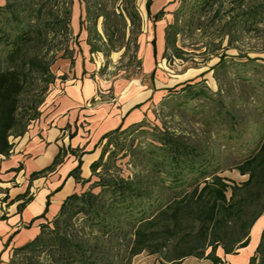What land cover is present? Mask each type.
<instances>
[{
    "label": "rangeland",
    "instance_id": "374dc122",
    "mask_svg": "<svg viewBox=\"0 0 264 264\" xmlns=\"http://www.w3.org/2000/svg\"><path fill=\"white\" fill-rule=\"evenodd\" d=\"M204 1L0 2V36L3 37L0 67L14 66L27 71L23 76L25 90L21 101L23 121L27 123L33 111L26 108L37 103L35 110L38 111L48 90L62 77V60H72L82 51L88 53L98 75L108 81V86L109 82L127 83L134 79H140L143 86H152L154 79L162 78L163 95L156 101H147V115L140 123L113 136L98 173L90 181L118 176L140 179L152 195L132 209L136 219L142 210L144 217L156 214L172 200L188 194L195 185L201 187L215 175L224 178L228 185L227 197L230 188L237 186L241 188L237 191L241 198L246 194L241 185L248 174H241L238 166L264 142V21L244 31L236 30L237 27L228 29L224 24L226 12H234L237 0L215 2L203 11L200 6ZM218 7L221 18L215 14ZM161 9L163 14L154 19L153 15ZM128 11H135L134 20ZM172 22L178 30L175 46L181 50L179 58L173 56L172 46L165 47V27ZM228 30L237 35L228 36ZM153 37L156 56L154 74L150 76V72L144 74L143 66ZM45 67L53 75L52 82H46L38 74ZM104 144L105 140L102 147ZM99 189L96 186L92 191L96 193ZM249 202L240 219L246 222L264 207V194L254 203ZM127 214L123 212L121 218ZM76 218L73 221L78 228L81 220ZM126 221L121 220L120 225L129 230ZM233 221L231 218L229 225L234 229L228 231L226 241L241 235ZM52 226L49 222L45 232ZM201 237L198 221L186 214L181 227L160 253L142 250L125 261L138 264L153 256L166 261V256L187 250L190 244L199 246L194 250L204 248L206 254L212 237ZM120 239L121 236H116L114 240L111 249L114 255ZM52 249L47 243L37 249L13 250L10 264H56ZM114 261L118 264L119 259L115 257Z\"/></svg>",
    "mask_w": 264,
    "mask_h": 264
},
{
    "label": "trees",
    "instance_id": "16d2710c",
    "mask_svg": "<svg viewBox=\"0 0 264 264\" xmlns=\"http://www.w3.org/2000/svg\"><path fill=\"white\" fill-rule=\"evenodd\" d=\"M223 1L205 0L200 7L204 11L206 8L212 7L215 2L222 4ZM250 1L237 0L234 12H226L227 20L224 24L229 27L228 29L237 27L236 30L244 31L252 29L258 22L264 21V1ZM148 5L149 1L146 6L148 7ZM220 9L218 7L215 10L217 16H219ZM163 12L161 9L154 14V19H159ZM128 14L134 20L135 11H128ZM174 23L165 27V47L172 46L173 56L179 58L181 50L175 46L178 30L175 29ZM198 23L201 25L200 18H198ZM226 34L233 37V35H237V32L230 33L228 30ZM23 38L24 36L20 40ZM2 41L3 37L0 36V42ZM151 44L153 54L156 56L155 37L151 39ZM38 74L41 75L40 78L44 76L43 79L46 82L53 81V75L47 67L44 71H39ZM25 75H27V71H24L23 68L0 67V154L5 156L9 154L12 147L9 136L13 133L21 134L27 125V122L23 121L24 114L21 111V101L25 90L23 76ZM36 106L37 103H32L26 108L27 111H33L29 120L38 115V111L35 110ZM132 126L134 125L123 129L118 127L104 134L101 140H105V144L101 148L98 159L90 165L91 176L89 178L84 179L80 176L81 159H78L76 167L70 171L69 175L73 176L76 182L89 183L88 187L78 192H72L63 200L57 215L51 221L53 226L48 232H45L48 224H41L40 232L36 237L30 242L16 247L14 251L37 249L50 243L53 247L52 256L56 264H116L115 257L119 259L118 264H127L125 259L127 260L142 250H148L149 253H160L168 239L179 230L182 218L186 214L198 221L202 239L212 237L209 240L210 251L204 254V248L194 250L199 246L190 244L187 250L171 257L166 256V261L162 260L161 264H167L166 262L174 264L188 256L207 258L214 264H218L221 262L216 255L218 245L225 253H232L235 252V248L247 244L252 224L258 216L264 213V207H262L255 211L247 222L243 219L240 220L246 208L249 207V200L254 203L264 194V142L261 143L256 153L238 166L241 174H248L247 180L241 185L246 194L241 198H238L237 192L241 188H237V186L230 188L231 192L227 197L228 185L224 178L215 175L210 181H205L201 187L195 185L188 194L185 193L172 200L156 214L144 217L142 210L136 219V216H132V209L141 205L144 199H148L152 195L151 191L142 185L140 179L118 176V178L109 180L99 178L97 181L90 182L91 178L98 173L97 169L102 165L101 161L105 153L108 152L106 148L111 144L113 136ZM61 161V153L58 152L50 165L34 172L33 175L51 171ZM96 186H99L100 189L95 193L92 189ZM105 194L108 195L105 197ZM29 199L30 196L22 202L20 207ZM123 212L128 213L124 219L130 226L129 230L120 225L121 220H124L121 218ZM75 216H77L76 220H81L78 222V228H75L73 221ZM231 218H234L233 222L241 231V235L226 241L224 237L228 231L234 229L232 225H229ZM116 236H121V239L117 244L115 256L111 249ZM249 264H264V229L261 231L259 243L255 253L249 259Z\"/></svg>",
    "mask_w": 264,
    "mask_h": 264
},
{
    "label": "crops",
    "instance_id": "0c3cea01",
    "mask_svg": "<svg viewBox=\"0 0 264 264\" xmlns=\"http://www.w3.org/2000/svg\"><path fill=\"white\" fill-rule=\"evenodd\" d=\"M150 45L143 72L145 75L150 72L151 76L155 59L151 40ZM60 67L62 77L48 90L38 115L29 120L21 134L9 136L12 143L9 154H0V264H10L12 251L33 240L40 225L55 218L69 194L85 189L87 183L76 182L69 175L78 159H81L80 176L89 178L90 165L100 155L104 134L140 123L147 115V101H156L163 95L162 78L154 79L152 86H143L140 79L127 83L117 80L108 86L85 51L72 60H62ZM58 152L62 161L53 170L33 175L50 165ZM29 196V201L20 207ZM262 218L264 214L252 224L245 246L232 253H225L222 248L216 250L221 260L218 264H249L264 229ZM161 262L162 259L153 256L138 264ZM174 264L214 262L188 256Z\"/></svg>",
    "mask_w": 264,
    "mask_h": 264
}]
</instances>
